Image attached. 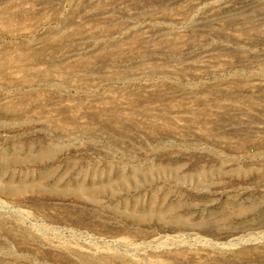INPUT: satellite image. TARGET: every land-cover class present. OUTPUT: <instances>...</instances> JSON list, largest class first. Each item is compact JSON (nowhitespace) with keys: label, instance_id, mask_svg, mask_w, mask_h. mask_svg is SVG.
<instances>
[{"label":"rangeland","instance_id":"1","mask_svg":"<svg viewBox=\"0 0 264 264\" xmlns=\"http://www.w3.org/2000/svg\"><path fill=\"white\" fill-rule=\"evenodd\" d=\"M0 264H264V0H0Z\"/></svg>","mask_w":264,"mask_h":264}]
</instances>
